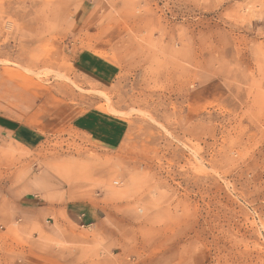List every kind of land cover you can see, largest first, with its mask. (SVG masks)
Listing matches in <instances>:
<instances>
[{
    "label": "rangeland",
    "instance_id": "rangeland-1",
    "mask_svg": "<svg viewBox=\"0 0 264 264\" xmlns=\"http://www.w3.org/2000/svg\"><path fill=\"white\" fill-rule=\"evenodd\" d=\"M24 194L0 264H264V0H0V214Z\"/></svg>",
    "mask_w": 264,
    "mask_h": 264
},
{
    "label": "crops",
    "instance_id": "crops-1",
    "mask_svg": "<svg viewBox=\"0 0 264 264\" xmlns=\"http://www.w3.org/2000/svg\"><path fill=\"white\" fill-rule=\"evenodd\" d=\"M75 62L82 73L90 76V78L96 82H110L117 74L115 63H112L110 60L108 61L88 50H82L76 56ZM36 104V100L33 99L29 103V110ZM76 123L81 128H84V130L88 129L91 131L92 133H90V136L94 138L96 142L105 145L115 146L125 132V124L121 121V119L104 116L98 112H87L80 117H77ZM26 195L27 194L21 195V198H18V200L22 199L23 203L29 202L28 204H31V207L25 204L21 208L18 205L16 209L8 207L7 210H3V214H0V230L4 224H8L10 221L14 220L16 216L20 217L27 216L30 213L33 214L34 211L32 206H34V201L32 199L28 200ZM15 210L17 212H15ZM6 248L7 246L5 247V245H1L0 254Z\"/></svg>",
    "mask_w": 264,
    "mask_h": 264
}]
</instances>
